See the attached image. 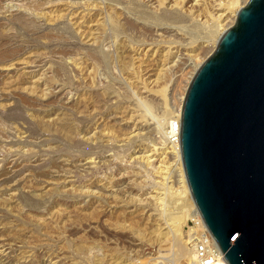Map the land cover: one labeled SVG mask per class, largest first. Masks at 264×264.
<instances>
[{"label": "rangeland", "instance_id": "obj_1", "mask_svg": "<svg viewBox=\"0 0 264 264\" xmlns=\"http://www.w3.org/2000/svg\"><path fill=\"white\" fill-rule=\"evenodd\" d=\"M223 1L0 0V264L179 260L164 213L192 208L166 126L248 0L214 25Z\"/></svg>", "mask_w": 264, "mask_h": 264}, {"label": "water", "instance_id": "obj_2", "mask_svg": "<svg viewBox=\"0 0 264 264\" xmlns=\"http://www.w3.org/2000/svg\"><path fill=\"white\" fill-rule=\"evenodd\" d=\"M179 157L226 264H264V0H248L186 89Z\"/></svg>", "mask_w": 264, "mask_h": 264}, {"label": "bare ground", "instance_id": "obj_3", "mask_svg": "<svg viewBox=\"0 0 264 264\" xmlns=\"http://www.w3.org/2000/svg\"><path fill=\"white\" fill-rule=\"evenodd\" d=\"M150 7H156V6H158V4H160V2H161V0H144ZM195 1V3H199V1H201V0H194ZM220 1V0H219ZM233 0H224L222 3L221 2H219V3H216V4H214V6H213V14H211L209 17H207V20H210V22L212 23V24H214V25H217V24H223V22H225L226 20H228V16H229V13H230V11H231V8L233 7ZM42 5V4H41ZM106 5V4H105ZM198 5V4H197ZM98 6V5H97ZM90 7V6H89ZM92 7V6H91ZM157 8V7H156ZM155 9V8H154ZM158 9V8H157ZM19 11V10H18ZM21 13L23 12V11H20ZM19 12V13H20ZM73 15V14H72ZM71 16V15H70ZM19 17V16H18ZM20 18V17H19ZM18 20V19H17ZM21 20V19H20ZM206 20V19H205ZM227 22V21H226ZM95 23V22H94ZM93 23V24H94ZM76 25V24H75ZM89 25V24H88ZM96 26V25H95ZM80 27V26H79ZM77 28V27H76ZM75 28V29H76ZM87 29V28H86ZM78 30V29H77ZM80 30V29H79ZM88 30H90V28L88 29ZM88 30H87V32H88ZM80 32H81V30H80ZM92 32V30L90 31V35L91 34H93V33H96L95 32V30H94V32L93 33H91ZM83 33H85V32H83ZM89 34V33H88ZM89 35V36H90ZM80 36V35H79ZM86 36H88L87 34H86ZM84 37V36H83ZM93 37V36H92ZM85 39H86V37H84ZM94 38V37H93ZM92 38H90V40H91ZM87 40H89V37H88V39H86V41ZM92 41V40H91ZM187 57H188V55H186ZM190 56H192V54L191 55H189V59H190ZM193 57V56H192ZM187 58V59H188ZM188 59V60H189ZM191 61V60H190ZM195 62V61H194ZM161 70V69H160ZM180 99H182V98H180ZM181 101V100H180ZM182 101H183V99H182ZM182 104V103H181ZM180 110H181V107H178L177 108V113H176V118H178L179 117V113H180ZM163 122V121H162ZM161 122V123H162ZM164 123V122H163ZM169 123H170V121H168L167 122V126H166V139H167V142L170 144V145H172L173 146V150H171V153H172V155L174 154V156H175V158H176V160H177V164L179 165L178 166V168H179V171L177 172V171H175V172H177V173H175V175H174V177H176L175 178V183L176 184H179L178 185V188H176L175 189V191H174V193H173V196L172 197H174V198H177V197H188V201H189V206L192 208V210H191V212H188L187 210H186V208H183V207H180L181 205H176V203L174 202V200H173V202H174V204L175 205H173V206H168V209L167 210H165V213H164V215H166V219H165V221H164V227L163 228H161L162 230H166V232H162V234H161V237H162V235L164 236V240H162L163 241V243H165L166 242V239L167 240H169V238L171 237V242H172V247L174 248V255L175 256H178L179 257V260H177V261H182V263L183 264H197V261H196V259H195V256H194V253L192 252V249H191V247L189 246V244H188V241H187V237H186V234H185V232H184V235H183V238H182V234H181V232H180V229H179V227H180V224L184 221V219H186V215H189V217H191V215L193 214H195L196 212V210H195V208H194V205H193V203H192V201H191V199H190V195H189V192H188V188H187V186H186V182H185V179H184V174H183V171H182V167H181V162H180V157H179V145H178V135H179V128L177 127V131L176 132H173V130L172 129H170L169 128ZM134 125V124H133ZM139 125V124H138ZM162 124H160V128H162ZM142 128V127H141ZM135 129V128H134ZM138 132H139V129H138ZM138 132L137 133H135V132H133L132 131V135L134 136V135H136V134H138ZM131 134V133H130ZM140 134V133H139ZM130 136V135H129ZM131 137V136H130ZM138 137V136H137ZM169 148V147H168ZM170 149V148H169ZM156 150V149H155ZM154 149H152L151 151H155ZM170 150H168V152H169ZM159 153V152H158ZM135 154V153H134ZM154 155H156L157 156V154H155V152H150L149 153V155H146L145 157L146 158H150L151 156H154ZM159 156V155H158ZM143 156H136L134 159H143L142 158ZM164 158V157H163ZM163 158H162V155H161V159H160V162H162V160H163ZM144 160V159H143ZM148 160V159H147ZM131 161V160H130ZM139 161V160H138ZM142 162V161H141ZM158 162H159V160H158ZM159 162V163H160ZM148 163V162H147ZM177 168V169H178ZM164 172V171H163ZM160 173H162L161 171H160ZM4 174V173H3ZM159 175H161V174H159ZM163 178V177H162ZM161 180V179H160ZM159 181H157V182H155V183H157V185L159 186V184L160 183H158ZM165 184V183H164ZM164 184H162V185H164ZM157 187V186H156ZM163 187V186H162ZM111 188V187H110ZM161 188V187H160ZM167 189V188H166ZM165 190V189H164ZM161 191V190H160ZM160 191H158V194H163V193H159ZM167 193V192H166ZM170 193V192H169ZM168 193V194H169ZM157 194V193H156ZM158 194H157V196H158ZM170 195V194H169ZM172 195V194H171ZM152 196H150V197H148V198H145V199H150ZM164 197V196H163ZM169 197V196H168ZM184 197V198H185ZM170 198V197H169ZM168 198V199H169ZM174 198H170V199H174ZM153 199H154V197H153ZM152 199V200H153ZM158 199H160V197L159 198H155V200H158ZM182 199V198H181ZM137 200V199H136ZM162 200V199H161ZM145 201H147V200H145ZM150 201V200H149ZM149 201H147V203H149ZM155 202H160V201H155ZM153 203V202H152ZM161 203V202H160ZM170 203H172V202H170ZM150 204H151V202H150ZM154 204V203H153ZM159 205V204H158ZM168 205H170V204H168ZM172 205V204H171ZM158 207V206H157ZM162 207V206H161ZM188 208V207H187ZM189 210V209H188ZM187 212H188V214H187ZM182 225V224H181ZM169 235H170V237H169ZM163 239V238H162ZM183 239V240H182ZM170 242V241H169ZM170 242V243H171ZM167 243V242H166ZM182 243H183V247L181 246L182 245ZM164 245V244H163ZM10 249V246H9V244H7V243H5V242H0V256L1 257H4V256H6V254H7V250H9ZM177 252V253H176ZM162 257V256H161ZM156 259V258H155ZM159 259H160V257H159ZM174 260H175V258H174ZM175 260V261H176ZM175 261H172L171 259H170V262H171V264H175L174 262Z\"/></svg>", "mask_w": 264, "mask_h": 264}, {"label": "built area", "instance_id": "obj_4", "mask_svg": "<svg viewBox=\"0 0 264 264\" xmlns=\"http://www.w3.org/2000/svg\"><path fill=\"white\" fill-rule=\"evenodd\" d=\"M177 127H180L179 117L169 123V128L173 132L177 131ZM195 212L186 220L184 229L197 264H226L215 242L205 229L199 214Z\"/></svg>", "mask_w": 264, "mask_h": 264}]
</instances>
